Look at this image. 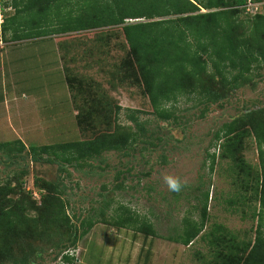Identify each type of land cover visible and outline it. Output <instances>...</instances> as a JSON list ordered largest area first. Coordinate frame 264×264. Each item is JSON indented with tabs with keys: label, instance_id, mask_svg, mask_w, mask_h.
<instances>
[{
	"label": "rangeland",
	"instance_id": "1",
	"mask_svg": "<svg viewBox=\"0 0 264 264\" xmlns=\"http://www.w3.org/2000/svg\"><path fill=\"white\" fill-rule=\"evenodd\" d=\"M11 3L0 0V7L5 5L1 20L14 14ZM259 11L264 13V4ZM10 34L5 32L3 40H11ZM36 38L53 41L51 50L47 42H40L41 52L46 51L40 62H25V69L12 79L2 78L4 88L9 85L8 94L15 93L17 98L9 95L6 123L5 110L0 108V140L17 138L25 148L14 155L0 148V209L13 211L12 232L17 233H0V264H13L28 251H33L29 264H203L198 257L207 254L202 239L182 245L175 237L184 218L199 219L205 192V229L219 223L241 238H252L256 221L250 213L257 203L246 199L245 205L232 210L226 199L238 196L237 186H241L229 168L232 161L218 160L210 169L209 154L216 152L211 135L222 122L264 107V69L234 88L214 77L212 89L222 95L217 102L178 95L166 105L172 118L161 120L152 113L140 87L127 78L120 80L118 69L128 49L118 27ZM22 51L27 52L19 47L16 53ZM18 76L23 82L12 86ZM40 87V92L34 91ZM129 115L140 126H134ZM118 126L137 134L131 147L125 153L104 152L82 167L27 150L30 145L90 138ZM244 143L241 156L256 169L255 142L247 137ZM166 176L180 181L179 192L169 190ZM48 182L61 189L60 199L72 225L86 219L93 222L74 246L65 239L63 225L47 228L46 222L40 224L48 209L42 197ZM125 211L150 223L154 235L114 225V219ZM0 220H6L1 211ZM5 247L11 249V258L2 252ZM63 253L73 260L62 262Z\"/></svg>",
	"mask_w": 264,
	"mask_h": 264
},
{
	"label": "trees",
	"instance_id": "2",
	"mask_svg": "<svg viewBox=\"0 0 264 264\" xmlns=\"http://www.w3.org/2000/svg\"><path fill=\"white\" fill-rule=\"evenodd\" d=\"M244 1L12 0L14 14L2 19L0 37L4 39L7 31L11 33V40H20L118 27L128 49V56L118 69L120 80L127 78L133 86L140 87L152 113L161 120H168L172 115L166 105L174 102L178 95L198 96V101L205 103L217 102L222 95L212 89L214 77L234 88L251 81L253 75L264 69V13L244 14L241 8ZM4 7H0V14ZM129 119L134 126H140L136 117L129 115ZM247 137L255 142L256 169L241 156ZM136 138L135 131L118 126L90 138L30 145L27 150L32 155L45 154L77 168L88 165L89 160L97 159L107 151L125 153ZM211 138L216 152L209 154V168L218 160L232 161L229 168L238 178L236 182L241 184L237 186L238 196L234 194L226 199L233 206L232 210L236 211L238 205H245L247 201L258 205L254 204L250 213V218L256 221L253 236L241 238L237 232L219 223L205 229L208 218L205 192L199 219L184 218L175 241L187 245L198 237L202 239L207 246L206 256L198 255L203 264H264V107L243 111L222 122ZM0 148L14 155L25 146L19 139H14L1 142ZM43 189L42 197L48 209L46 219L40 224L46 222L47 228L63 225L67 234L65 239L74 246L91 228L92 220L72 225L60 199L61 189L49 182ZM0 211L6 218L5 222L0 220V233L17 235L12 232L16 219L13 211ZM134 215L120 212L113 223L153 236L151 224L144 219L139 221ZM2 252L11 258L10 248L5 247ZM32 253L22 252L13 264H29ZM61 259L69 263L73 257L63 253Z\"/></svg>",
	"mask_w": 264,
	"mask_h": 264
},
{
	"label": "crops",
	"instance_id": "3",
	"mask_svg": "<svg viewBox=\"0 0 264 264\" xmlns=\"http://www.w3.org/2000/svg\"><path fill=\"white\" fill-rule=\"evenodd\" d=\"M1 15V14H0ZM19 41H25L26 43L24 44H17V42ZM40 42H47L48 43V47L50 50V45L52 47V43L53 41L49 40L48 38H29V39H20V40H3L2 37H0V108L1 106L4 108L5 110V123L7 120V101L8 98L10 97L9 95L13 96L12 99H16L17 96L16 94H12L9 93L8 94V86L7 89L4 88V83H3V76H4V81L7 77L11 78L19 73V70H24L26 65L24 64L25 62L28 61H32L37 62L39 61V57L41 54L45 53V52H41L40 49ZM24 48L25 51L28 50H32V51H27L25 53H23L24 51H22L19 55L16 53L17 48ZM32 47V48H31ZM23 53V54H22ZM33 58H35L36 60H33ZM26 59V60H23ZM54 59L52 58L51 62ZM20 62V63H18ZM40 62V61H39ZM19 64H23L20 65ZM39 76V75H38ZM23 80L22 77L18 76L16 79V82L12 83V86H14V84H19L20 81ZM23 82V81H21ZM41 87L34 89V91L36 92H40ZM20 100V99H19ZM13 102V100H11ZM17 139V138H16ZM0 142H2V140H0Z\"/></svg>",
	"mask_w": 264,
	"mask_h": 264
},
{
	"label": "built area",
	"instance_id": "4",
	"mask_svg": "<svg viewBox=\"0 0 264 264\" xmlns=\"http://www.w3.org/2000/svg\"><path fill=\"white\" fill-rule=\"evenodd\" d=\"M264 4V0H245L241 5L243 13L248 15H254L256 13H260L259 7ZM1 17V15H0ZM2 20L0 19V23Z\"/></svg>",
	"mask_w": 264,
	"mask_h": 264
},
{
	"label": "clouds",
	"instance_id": "5",
	"mask_svg": "<svg viewBox=\"0 0 264 264\" xmlns=\"http://www.w3.org/2000/svg\"><path fill=\"white\" fill-rule=\"evenodd\" d=\"M165 182L170 191L179 192L182 188L180 181L172 176H166Z\"/></svg>",
	"mask_w": 264,
	"mask_h": 264
}]
</instances>
